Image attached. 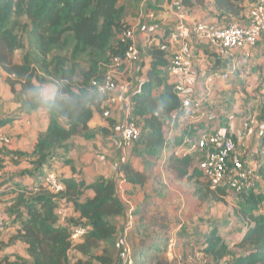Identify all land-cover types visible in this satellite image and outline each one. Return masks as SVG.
I'll return each instance as SVG.
<instances>
[{"label": "trees", "instance_id": "obj_1", "mask_svg": "<svg viewBox=\"0 0 264 264\" xmlns=\"http://www.w3.org/2000/svg\"><path fill=\"white\" fill-rule=\"evenodd\" d=\"M122 1L0 0V68L6 73L11 101L19 104L23 114L41 108L26 96L29 85L53 81L62 84L63 91L73 97L86 89H96L93 82L102 81L111 58L123 55L127 47L120 34L131 25L124 21L126 7ZM131 1L136 5L142 0ZM169 1L155 0L146 5V11L155 13L152 18H144L141 31L145 32L149 24L156 25L158 31L150 28L145 32L147 38L139 46L143 59L139 62L138 86L128 95L130 118L140 128L134 145L156 159L170 148L165 154V164L174 178L192 183V194L199 200L223 201L224 197L234 194L225 186L211 190L195 165V155L177 154L173 143L166 140V131L177 128L178 119L184 113L174 91L175 82L168 73L176 21L159 20L166 13L165 5ZM204 1L182 0V4L191 6ZM253 1L211 0L212 13L225 23H242ZM25 40L32 50L25 49ZM196 46L202 47L213 61L220 60L215 50L202 44ZM22 49L24 53L14 60L15 53ZM211 67L214 70L217 64ZM256 101L259 105L256 120L263 129L255 148L247 151L244 159L257 163V179L233 196L229 214L239 224L240 237L228 243L216 224L209 228L196 249L216 264H264V94L260 93ZM102 102L103 97L97 93V99L84 106L61 107L51 113L41 108L46 113L47 127L38 134L29 154L0 146V206L6 227L13 230L8 240L0 239V264L115 263L119 247L117 222L127 210L119 197L116 180L98 176L86 182L72 175L57 174L63 184L59 193L51 192L44 182L46 173L53 169L58 151L70 147L75 137L85 140L95 137L96 131L90 129V123L96 116L106 122L102 128L106 135L116 134L118 122L112 116L102 117ZM16 118V114L0 117V128ZM21 156L27 158L26 165L16 174L8 173L2 178V171H6L4 159L13 162V158L18 160ZM63 163L69 164L70 158H65ZM116 169L120 179L128 184L142 187L149 178L145 171L127 160L119 161ZM70 170L73 171L71 165ZM25 179H29V184ZM60 204L71 207L70 216L63 223L56 212ZM139 212L134 210L132 215ZM79 225L85 228V233L78 242H73L71 229ZM18 242L24 245L27 257L11 259L5 250ZM144 247L134 250L133 255L144 257L146 249L162 255L167 251V244L162 242L147 241Z\"/></svg>", "mask_w": 264, "mask_h": 264}, {"label": "crops", "instance_id": "obj_2", "mask_svg": "<svg viewBox=\"0 0 264 264\" xmlns=\"http://www.w3.org/2000/svg\"><path fill=\"white\" fill-rule=\"evenodd\" d=\"M154 1L155 0H142L141 1L142 3L145 2V4H142V6L144 7V10L146 11V5H150ZM165 8H166V13L161 14L159 16V20L160 19L163 20V18L164 19L172 18V21L174 20L176 21L175 25L179 24L180 22V19L178 16L179 14L181 16L187 17L188 19H191L193 22H201L208 28H217L219 26H223L226 24L225 22L218 20L213 15L212 13L213 7H212L211 0H205L203 4H193L191 6H184L182 4V0H170L169 3L165 5ZM146 12L151 14L152 16L155 13L154 11H146ZM152 16L149 18H152ZM165 23H169V22H165ZM190 29H191L190 26L185 29L182 39L174 35L171 37H173V40H174L173 53L175 49L178 47V44L180 42L179 39H181V43L187 47L186 49L187 58L192 64V75L189 78L188 89H189L191 99L194 100L195 102L201 101L202 99L206 98L210 94L211 89L214 86L223 82L220 80H216L211 85V87L208 89V94H205L206 91L203 85L204 76L207 71L212 70L211 66L213 64H217V68L214 70H220V69L227 68L230 62H233L234 60H237L238 63H249L254 60L252 63H250L251 64L250 67L251 68L253 67L257 71L264 70V66L258 65V62H260L261 60L264 61V54H258V52H252L251 50L250 51L242 50V51L234 52L232 54L216 50V53L220 57V60L213 61L212 57L210 58L208 55L204 53V51L202 50V47L196 46V44H202L204 46L206 45L203 42L199 43L197 41H194V36L191 33ZM146 38H144L141 41L146 40ZM263 39H264V36L258 41L257 48H256L258 51L259 49H261V51L264 50L261 47L262 44L264 43ZM255 54H257L256 57H255ZM140 64L141 63L136 64L133 70L138 71ZM145 68L146 66H144L142 70H144ZM0 70L2 73V77H3V83L5 84L4 88H6L5 93L0 92V97H1L0 98V117L9 115V114L17 115V118L14 119V121L7 123L6 125L0 128V135L5 136L6 138L4 142L2 143L0 142V146L5 145V148H7L8 150L21 151L23 153L29 154L31 153L33 149V145L38 137V134L40 132H43L47 127L46 113L43 109L40 108L32 112L31 114H23L18 109L19 104L11 101L12 94L10 92L9 86L5 82L6 73L1 68ZM171 78L174 82L177 79L176 76H171ZM121 83L122 84H119L120 86L117 87V91L118 90H119L118 92L124 91L125 94L128 95V93L132 89L138 86L137 85L138 79L137 77H135V78L129 79L126 82L124 80H121ZM261 88L262 87L260 86V89H259L260 93L262 92ZM1 90L2 89H0V91ZM199 92H200V95H199ZM257 92L258 90L257 91L255 90L254 94H256ZM258 99H259V96L257 95V97L254 98V101H255L254 107L258 109L257 114L259 112V105L256 100ZM198 103L199 105L192 108V110L193 111H198V110L204 111L205 115L201 119V120H204L206 117H208V115H210L209 109L207 105L205 106L201 102H198ZM243 103L244 105L247 104L246 108L249 107L251 104V102L249 101L248 103L246 101ZM242 110H243L242 107L232 108V109H229L227 113L234 112L236 113V115H240L241 112L244 113V111ZM122 113H123L122 107L119 105L115 106L112 110V117H114L118 121ZM250 117H251L250 114L249 115L246 114L244 116L246 121ZM201 120L194 122L191 118H186V119L179 118L177 128H174V129L169 128L166 131V140L173 143V146H174L173 148L175 150H182L183 147L186 145L185 141L187 139L189 138L193 139L196 137V136H188L189 132L192 131L191 129H193L192 128L193 126L191 124L193 122L198 123ZM106 125H107L106 122L100 116H96L95 119L90 123V129L96 131V135L93 139L85 140L81 137H75L72 140L70 147H68L67 149L58 151V157L56 158V160L53 162V165H52V168L55 171L56 175L57 174L62 175V176L72 175L74 178L76 179L82 178L86 182H89L98 176H104L106 178H113L116 180V183L118 186V193H119V197L121 201L124 199L122 194H120L123 187L126 193L136 194V197H138V201H139L138 205L141 209L135 210V211H140V212L138 215H132V211L134 212V210H131L132 207L128 206L125 202L122 201L125 204L126 209H127L126 215L123 218V220L125 221V225H124L125 230L121 228L120 226H118L117 236L122 235V234L126 235L128 232L132 233V230H136L135 233L138 234V236L140 237L143 233H149L148 231L151 232V231H154V229L160 228L161 230L165 228V226H163L165 225L163 222L162 224L159 222L157 223L152 220H149L150 218H148V212H147L148 209L145 207V204H147V202H149L150 200L163 203L167 208H173V210H175L176 212L175 216L178 217V219L180 220L184 219L186 214L185 212H183V210L185 208L186 200L189 201V200L195 199L194 202H196L197 201L196 199L198 198L192 194L193 187H194L192 183L188 182L186 179H181V180L175 179L171 170L166 167L165 154L170 150V148L164 150L159 155L160 158L156 159L151 155L145 154L143 150H141L140 148L136 147L133 144L136 147L138 152L128 153V150H127L126 160L129 163H131L134 167L145 171L149 175V178L146 184L142 187H139L138 185H132V184L125 183L122 179H120L119 177L120 173L116 169V166L118 163V152H119L117 148L118 132L112 137L111 135H106L102 131V128L106 127ZM209 126L212 127L211 129L213 132H217L221 134L224 133L226 135H229L230 137H232V135L235 133V129L236 128L238 129L240 127L236 125V123L233 121L229 123L224 122V123L218 124L216 120L210 122ZM206 127L207 126L203 125V126L194 128L192 131L194 133L193 135H195L196 131H199V130L207 131ZM182 128L186 130L184 136H177L179 131H183ZM262 129H263V126L262 128H260L259 132H257V134L255 135L254 142H253L251 149L255 148V145L258 142V138L261 135ZM96 138L99 139V144H97V146L101 149L103 148L102 150H104L105 156L103 157L104 159H106V161L105 162H102L101 160L98 161V164H96L95 168H92L93 169L92 171L90 169H87L84 165L81 164V161L78 159L79 157L77 153L80 147H83V146H90L92 148L95 147L93 145L95 144ZM72 153H75V155H73ZM65 158H70L69 164L63 163V160ZM13 159L15 160L13 162L8 161L7 158L4 159V163L6 164L5 166L6 171L10 166L18 168L19 170L20 168H23L27 163V158L23 156H21L18 160H16V158H13ZM70 165L73 167V171L70 170ZM8 173L10 172L7 171V174H5V172L2 171V175L3 174L5 175L4 178H6V175H8ZM24 182L29 184L30 181L29 179H25ZM181 183L190 187L188 189L189 191L188 193L182 192L184 188L181 186ZM88 194L91 195L92 193L89 191ZM233 196L234 195L227 196L226 198L224 197L223 201H219V202L226 203V206H228L227 213L229 212L228 217L232 219L234 218L229 216V214H230V209L233 206ZM227 198H229V200ZM198 201L201 202L202 200H198ZM176 217L175 219H177ZM206 218H208V220H206L208 222L206 223L204 222L191 223V220H190L187 223L188 225L186 227L190 230L191 234L186 233L188 231L187 230L184 233L185 235H179V237H177V232L179 231V228L181 227L182 224L176 223L177 226L175 225L174 229L172 228V230L169 233L171 235L169 241L171 240L173 241V243H175L177 240L176 245L174 244L173 251L171 250L170 246L169 247L167 246V251L165 253L169 257L167 258L169 263H170L171 257H173L172 259H174L177 262V264H179L178 263L179 260L186 261L189 258V256L193 254V252L197 251L196 250L197 247L202 243V240L200 241L199 236H198L200 232L203 234L204 233L206 234L209 228L216 224H218L220 228L219 221L214 220V222H212L211 221L212 216H209ZM124 221L122 222L124 223ZM197 227L200 230L199 233L196 231ZM192 231H195V232H192ZM155 232H151V233L154 234ZM239 237L240 235L238 236V238ZM151 238H154V235H152L151 237L144 238L146 240L144 243V246L145 244H147V241H153V242L160 243L159 239L156 241L155 239L153 240ZM197 242L199 244L197 247H195ZM131 249L133 248L131 247ZM170 253H172V256ZM22 257H27V256L25 254V256H22Z\"/></svg>", "mask_w": 264, "mask_h": 264}, {"label": "built area", "instance_id": "obj_3", "mask_svg": "<svg viewBox=\"0 0 264 264\" xmlns=\"http://www.w3.org/2000/svg\"><path fill=\"white\" fill-rule=\"evenodd\" d=\"M142 4H145L143 2ZM140 22L142 27L144 18L152 15L144 10L141 5ZM180 22L174 27L172 36L182 39L185 29L190 26L194 41L203 42L209 49L221 52L234 53L254 47L264 32V0H254L247 13V18L242 23L232 21L217 28H208L201 22H193L185 16L178 15ZM185 17V18H184ZM120 37L127 42V47L123 55L113 56L104 73L101 82H93L98 93L103 97L102 117L112 116V110L115 106H121L123 113L118 122V162L126 160V151L131 148L140 135L139 126L130 118L129 93L117 91L115 74L123 65L131 67L133 63L141 59L139 45L137 43L135 28L130 26L124 29ZM170 57L168 73L170 76H176L174 91L184 109L180 119L191 118L194 122L201 120L204 111H193L197 102L191 99L189 93V78L192 75V64L187 58V47L181 43ZM140 62V60H139ZM233 63V62H232ZM136 65V64H135ZM229 67V66H228ZM220 70H209L205 73L203 85L205 94L216 81H230L232 76L233 64L229 68ZM235 113L230 112L226 116L227 121H233ZM116 132V133H117ZM195 138H189L185 141L186 145L182 150H175L177 154L188 153L195 155V165L203 173V177L211 190L218 187H227L232 194L237 195L244 188L251 186L257 179V163L252 162L249 165L244 162L242 153L235 150V144L229 135L213 131H196ZM5 136L0 135V142L5 141ZM45 186L53 193H59L63 190V184L58 180V176L52 169L46 173ZM56 212L61 223L70 216L71 207L60 204ZM6 227V220L3 208L0 206V232ZM85 233V228L75 226L71 229V239L78 242ZM123 251H129L124 247ZM179 264H216V262L207 255L198 251L193 252L186 261L179 260Z\"/></svg>", "mask_w": 264, "mask_h": 264}, {"label": "rangeland", "instance_id": "obj_4", "mask_svg": "<svg viewBox=\"0 0 264 264\" xmlns=\"http://www.w3.org/2000/svg\"><path fill=\"white\" fill-rule=\"evenodd\" d=\"M122 2L126 7L124 21H126L131 26H134L137 43L139 46H141L142 45L141 40L147 37L145 32L149 30L150 28H153L154 32H157L158 27H155L156 25L154 24H149L146 27L147 28L146 31L142 32L141 27H140L141 25H139L140 22H142V20L140 19L141 18L140 10L142 8L141 7L142 2H139L136 5L131 0H123ZM174 21H172V18H167V22H174ZM263 42H264V39H263ZM263 46H264V43L261 46L264 49ZM256 48H257V44L250 49H245L244 51L251 50L252 52H258V54H264V50L261 51V49H259L258 51ZM25 49L28 51L32 50L31 45L26 40H25ZM24 51H25L24 49H22L21 51H17L13 59L18 60L19 55L23 54ZM256 56L257 54H255V57ZM142 59L143 58L141 55V59L139 58L137 60L138 62L133 63L131 67H128L127 65H123L121 68L117 70L115 74L117 87L120 86L119 84H122L121 80H124L126 82L129 79L135 78L138 76V71H134L133 69L135 68V64H138L139 60H142ZM253 61L249 63H238L237 60H234L233 63L230 62V64L228 65L229 67L233 64V67H232L233 73L230 78V81L221 82L217 84L211 89L210 94L206 98L202 99L201 101H198V102L203 103V105L205 106L207 105L210 115H208V117H206L204 120H201L198 123L193 122L191 124L193 126L192 127L193 129L196 127L205 125L207 126L206 127L207 131L210 132L212 131L211 129L212 127L209 126L210 122L214 120H216L218 124L224 123V122L225 123L232 122V121L228 122L226 120L228 110L232 108L242 107L243 108L242 111H244V113L241 112L240 115H236L235 113V118L233 122H235L236 125L240 127L238 129L237 128L235 129V133L232 135V139L235 144V150L242 153L243 158L247 150L248 151L252 150L251 147L253 145L255 135L257 134V132H259L260 128H262L261 124H259L256 120L258 109L254 107L255 106L254 98H256L257 95L260 98V92L258 90V92L254 94V91L256 90L257 87L261 86L262 87L261 91L264 92V70L257 71L253 67L251 68L250 63H252ZM258 65L264 66V61L261 60L260 62H258ZM40 72L43 73L42 71ZM47 77L50 79H54L51 76H47ZM48 83L56 84L53 81H50ZM4 86L5 84L3 83V77H2L1 70H0V89H2L0 92L5 93L6 88H4ZM199 95H200V92H199ZM245 101L247 103L248 101L251 102L250 106L247 108H246L247 104L244 105L243 103ZM198 102L196 103L197 105H199ZM246 114L251 115V117L247 121L244 118ZM193 129L191 130L193 131ZM182 130L183 131L178 132L177 136H184L186 130H184V128H182ZM192 131L189 132L188 136H194L193 135L194 133ZM97 144H99L98 138L95 139V144L93 145L95 147L92 148L90 146H83L79 148L78 153H77L79 157L78 159L81 161V164L84 165L87 169H90L92 171H93L92 168H95L96 164H98V161L100 160L102 162L106 161V159H104L103 157L105 156L104 150H102L103 148L102 149L99 148ZM132 148L128 150V153L138 152L134 145H132ZM72 154L75 155V153H72ZM244 162L249 165L250 163L255 162V161L244 159ZM17 170L18 168H15L13 166L12 167L10 166L7 169V171L10 172L11 174H16ZM7 171H5V174H7ZM4 176L5 175L3 174L2 178H4ZM181 186L184 188V190L182 191L183 193L189 192L188 189L190 187H188L187 185L183 183H181ZM120 194H122V196L124 197L122 201L125 202L128 206L132 207L131 210L141 209L138 205L139 201H138V197H136V194L126 193L124 187L122 188V191L120 192ZM227 199L229 200V198ZM196 200H197L196 202H194L195 199L189 200V201L186 200L185 208L183 210L186 216L184 219H181V220L175 216L176 212L175 210H173V208H167L163 203H159L157 201L150 200L149 202H147V204H145V207L148 209L147 212H148V218H150L149 220H152L157 223L163 222L165 224L163 225L165 226V228L161 230L160 228H158V229H154V231H151V232L156 231L158 235L156 234V232L152 234L150 231H148L149 233H143L139 237L138 234L135 233L136 230H132V233L128 232L126 235H123V234L118 235L119 247L117 251L115 252V263L114 264H167L169 263L167 259L169 257L166 254L158 255L157 253L149 249L148 250L146 249L147 255H145L144 257L137 258L135 257V255H133V251L142 249L146 241L144 238L151 237L152 235H154V238H151V239L153 240L155 239L156 241L159 239L160 242L164 244L166 243L168 247L170 246L171 250L173 251L174 244L176 245L177 240L175 239L176 240L175 243H173V241L171 240L169 241L171 237L169 233L172 230V228L174 229L175 225L177 226V224H182L181 227L179 228V231L177 232V237H179V235H185L184 233L187 230L188 231L186 233L188 234L190 233V230L186 227L188 225L187 223L190 220H191V223H197V222L206 223L208 222L206 221L208 220V218L206 217H209V216H212V219H211L212 222H214V220H217L220 222L221 234L228 243H231L238 238V236L241 233L239 224L235 221V219L228 217L229 212L227 213L228 206H226V203L212 202L211 200H205V201L200 202L198 201L199 199H196ZM175 217L177 219H175ZM122 221H124L123 218H120L117 224L118 226H120L121 228L125 230L124 228L125 221L124 223ZM196 231L199 233L200 230L198 227ZM12 232L13 230L9 229L8 227H5V229L0 232L1 233L0 239L4 241L8 240V237ZM192 232H195V231H192ZM200 233L198 236H199V240L201 241L205 233L204 234L201 233V235ZM198 242L196 243L195 247L198 246L199 244ZM130 246L133 249H131ZM124 247L128 248L129 251L128 252L123 251ZM234 252H238V250H234ZM5 253L9 254L11 259L15 258L16 256H25L24 246L19 242L14 243L11 246L6 248ZM170 254L172 256V253ZM172 258L173 257H171L169 264H177V262ZM94 264H99V263L95 262Z\"/></svg>", "mask_w": 264, "mask_h": 264}, {"label": "clouds", "instance_id": "obj_5", "mask_svg": "<svg viewBox=\"0 0 264 264\" xmlns=\"http://www.w3.org/2000/svg\"><path fill=\"white\" fill-rule=\"evenodd\" d=\"M97 93V89H86L80 96L73 97L63 91V85L60 83L39 82L26 88V96L33 103L47 110L48 113L61 107L73 108L77 105L84 106L90 104L97 99Z\"/></svg>", "mask_w": 264, "mask_h": 264}]
</instances>
